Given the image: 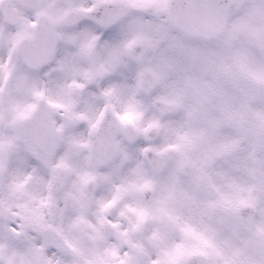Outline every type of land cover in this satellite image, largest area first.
I'll return each instance as SVG.
<instances>
[{
  "label": "snow or ice",
  "instance_id": "snow-or-ice-1",
  "mask_svg": "<svg viewBox=\"0 0 264 264\" xmlns=\"http://www.w3.org/2000/svg\"><path fill=\"white\" fill-rule=\"evenodd\" d=\"M0 264H264V0H0Z\"/></svg>",
  "mask_w": 264,
  "mask_h": 264
}]
</instances>
